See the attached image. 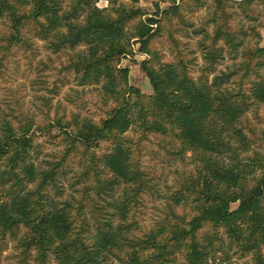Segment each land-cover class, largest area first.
Here are the masks:
<instances>
[{"label": "trees", "instance_id": "trees-1", "mask_svg": "<svg viewBox=\"0 0 264 264\" xmlns=\"http://www.w3.org/2000/svg\"><path fill=\"white\" fill-rule=\"evenodd\" d=\"M99 1L0 0V78L23 51L50 93L71 82L92 87L78 96L89 115L37 125L23 112L8 119L0 107V238L16 240L23 259L38 264H230L231 246L251 257L245 264H264V117L255 112L259 126L247 116L264 106V46L244 49L240 75L209 78L223 57L219 41L241 43L230 24L232 1L247 10L264 0H212L211 42H201L207 64L197 78L171 24L183 17L185 0L166 9L156 2L145 18L141 0ZM163 21L173 30L176 62H162L152 47ZM35 38L52 40L57 56L37 60ZM136 53L150 56L140 62L150 94L121 66ZM55 129L67 147L42 169L32 151ZM81 151L92 183L62 200L52 188ZM189 158L193 167L170 177L166 214L142 224L138 204L162 177L163 162Z\"/></svg>", "mask_w": 264, "mask_h": 264}, {"label": "rangeland", "instance_id": "rangeland-1", "mask_svg": "<svg viewBox=\"0 0 264 264\" xmlns=\"http://www.w3.org/2000/svg\"><path fill=\"white\" fill-rule=\"evenodd\" d=\"M123 2H131V0H122ZM156 2L162 9L169 8L174 0H141L138 4L143 8L147 15L155 14ZM176 3L183 4L182 0H176ZM100 7L109 5L107 0H100L98 2ZM229 11L234 12L235 15L230 20V24L236 31L238 40L241 43L237 47L226 43L225 40H220L219 45L223 46V57L216 64V71L210 74V79L214 75L221 72H230L238 70L240 75L242 71L238 68L243 59V51L245 48H253L257 46H264V2H258L251 9L245 10L241 8L237 2L232 1ZM183 17L174 18L171 24L178 30L175 31V37L179 39L181 49L187 52L189 59L190 74L197 78L203 75L201 68L207 64L206 52L201 45V42L207 38V43L211 42V38L206 36V33L212 34L213 24L210 20L212 13V0H185L182 7ZM164 30L161 36L152 41V47L159 52L160 60L162 62L170 61L176 62L177 49L170 37V26L166 21H163ZM204 30V31H203ZM36 42V59L47 60L48 57L55 58L57 56L52 46V40H45L35 38ZM23 51L18 52L17 63L9 66L3 77L0 78V107L2 116L12 119L10 113L25 115L34 119L37 125L45 124L50 119L56 117L69 118L72 113L81 112L83 115H89L79 107L78 96L82 91H88L92 87L84 88L71 82L66 85L59 94L50 93L45 90L40 81V74L36 68L35 63L31 64L30 57ZM150 56L143 53H136L135 56L127 55L121 61V66L130 67V83L139 87L144 93L150 94L153 89L146 74L142 71L140 62L144 59H149ZM238 68V69H237ZM264 75V68L262 69ZM204 76V75H203ZM252 79L254 74L251 75ZM234 76V81L235 78ZM232 81V82H233ZM232 85H234L232 83ZM247 116L252 123L259 125L255 112L263 115L264 106L255 108L251 107ZM264 123V119H263ZM262 123V124H263ZM260 126V125H259ZM57 130H51L40 136L38 139L40 145L37 149L32 151L33 159L42 169L53 166L58 162L64 154L67 144L62 142L60 138H54ZM264 152V149H261ZM88 164V156L83 151L79 152L77 156L69 161L68 165H64L62 171L58 175L56 187L52 188V194L57 195L60 199H73L80 197L84 187L92 183L91 178L85 175L86 166ZM165 167L162 177L155 175L151 184L153 188L143 195L139 205L138 219L142 224L149 226L156 223L162 216L166 214L169 205L172 203L170 199L171 192L168 190L170 177L175 175L177 171H187L193 167L191 158L185 162L180 160H165L163 162ZM93 192V191H92ZM100 200V198H99ZM101 204L109 209L108 204L100 200ZM169 204V205H168ZM229 245L228 239L225 240L224 247ZM232 257L230 264H245L250 261L249 255H242L237 251L236 246H231L228 251ZM0 264H38L32 257L23 259L21 249L18 247L16 240L12 238H0ZM51 264H55L52 261Z\"/></svg>", "mask_w": 264, "mask_h": 264}]
</instances>
